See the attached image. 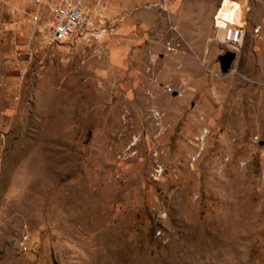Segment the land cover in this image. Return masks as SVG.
<instances>
[{
	"label": "rangeland",
	"instance_id": "1",
	"mask_svg": "<svg viewBox=\"0 0 264 264\" xmlns=\"http://www.w3.org/2000/svg\"><path fill=\"white\" fill-rule=\"evenodd\" d=\"M31 1L0 0V264H264V0H86L117 35L51 45Z\"/></svg>",
	"mask_w": 264,
	"mask_h": 264
},
{
	"label": "built area",
	"instance_id": "2",
	"mask_svg": "<svg viewBox=\"0 0 264 264\" xmlns=\"http://www.w3.org/2000/svg\"><path fill=\"white\" fill-rule=\"evenodd\" d=\"M86 0H54L49 9V18L42 23L44 40L47 44L60 41L99 42L115 35L122 17L105 18L98 3L92 11L83 10ZM40 0H32L31 5H40ZM36 15L31 19L36 21ZM220 42L225 50L236 52L242 42L243 32L238 26L227 25L220 28Z\"/></svg>",
	"mask_w": 264,
	"mask_h": 264
},
{
	"label": "crops",
	"instance_id": "3",
	"mask_svg": "<svg viewBox=\"0 0 264 264\" xmlns=\"http://www.w3.org/2000/svg\"><path fill=\"white\" fill-rule=\"evenodd\" d=\"M98 2L99 1H96L94 4H93V6L94 5H96V4H98ZM92 8L93 7H91L90 9L88 8V9H85V10H88V11H92ZM106 13H107V16L109 15V17L112 19V18H116V17H118V15L121 13V9H120V7H119V5L117 4V5H114V4H112V5H109V6H107L106 7ZM109 18V19H110ZM123 22V21H122ZM126 28V24L124 23L120 28H119V31L118 32H123L124 31V29ZM116 35H117V33H115Z\"/></svg>",
	"mask_w": 264,
	"mask_h": 264
},
{
	"label": "water",
	"instance_id": "4",
	"mask_svg": "<svg viewBox=\"0 0 264 264\" xmlns=\"http://www.w3.org/2000/svg\"><path fill=\"white\" fill-rule=\"evenodd\" d=\"M235 53L233 51L225 50L219 61V65L222 71H224L228 65V63L234 58Z\"/></svg>",
	"mask_w": 264,
	"mask_h": 264
}]
</instances>
